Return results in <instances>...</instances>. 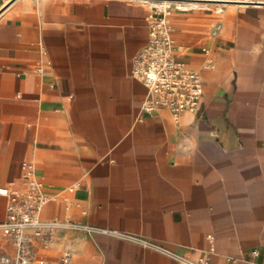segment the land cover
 <instances>
[{"label":"crops","instance_id":"1","mask_svg":"<svg viewBox=\"0 0 264 264\" xmlns=\"http://www.w3.org/2000/svg\"><path fill=\"white\" fill-rule=\"evenodd\" d=\"M195 1L167 10L176 58L203 79L176 118L144 112L132 76L160 1L0 0V222L32 166L44 219L157 245L62 229L47 264H264V0Z\"/></svg>","mask_w":264,"mask_h":264},{"label":"built area","instance_id":"2","mask_svg":"<svg viewBox=\"0 0 264 264\" xmlns=\"http://www.w3.org/2000/svg\"><path fill=\"white\" fill-rule=\"evenodd\" d=\"M168 7L149 16V41L135 55L132 76L148 89L142 110H168L176 118L186 111L199 109L203 95L200 72L176 58L173 37L168 23ZM26 188L11 194L7 218L0 222V264H47L39 250L49 248L52 234L58 230L75 228L87 233L103 232L121 236L149 246H156L145 238L118 230L101 229L72 220H47L42 215L48 201L44 184L37 178L32 166L25 174ZM7 193V191H5ZM11 244L12 250L7 248ZM162 249V248H161ZM180 264H212L210 253L191 259L168 252ZM71 252L66 251L58 264H71Z\"/></svg>","mask_w":264,"mask_h":264},{"label":"bare ground","instance_id":"3","mask_svg":"<svg viewBox=\"0 0 264 264\" xmlns=\"http://www.w3.org/2000/svg\"><path fill=\"white\" fill-rule=\"evenodd\" d=\"M161 2V5L160 6H165V7H168L170 3H172L173 1H177L179 4H196V1L195 0H158ZM168 10V9H167Z\"/></svg>","mask_w":264,"mask_h":264}]
</instances>
